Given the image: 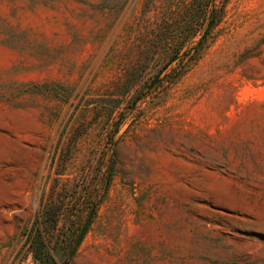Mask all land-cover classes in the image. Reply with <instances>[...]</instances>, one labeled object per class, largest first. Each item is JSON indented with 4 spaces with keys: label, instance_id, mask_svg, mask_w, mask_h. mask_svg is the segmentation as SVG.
Returning <instances> with one entry per match:
<instances>
[{
    "label": "rangeland",
    "instance_id": "obj_1",
    "mask_svg": "<svg viewBox=\"0 0 264 264\" xmlns=\"http://www.w3.org/2000/svg\"><path fill=\"white\" fill-rule=\"evenodd\" d=\"M196 5L0 0V264H264V0Z\"/></svg>",
    "mask_w": 264,
    "mask_h": 264
},
{
    "label": "trees",
    "instance_id": "obj_2",
    "mask_svg": "<svg viewBox=\"0 0 264 264\" xmlns=\"http://www.w3.org/2000/svg\"><path fill=\"white\" fill-rule=\"evenodd\" d=\"M229 0H225V5ZM197 5L193 10L194 18H196V22H200V20H204L206 18L215 19L219 15L217 0H196Z\"/></svg>",
    "mask_w": 264,
    "mask_h": 264
},
{
    "label": "water",
    "instance_id": "obj_3",
    "mask_svg": "<svg viewBox=\"0 0 264 264\" xmlns=\"http://www.w3.org/2000/svg\"><path fill=\"white\" fill-rule=\"evenodd\" d=\"M92 215L89 217V219L87 220V222L85 223V225H84V228H83V231H82V233L80 234V237H79V239H78V242H77V245L78 244H80V242L82 241V239L84 238V236H85V234H86V232H87V230H88V228H89V226H90V224H91V222H92Z\"/></svg>",
    "mask_w": 264,
    "mask_h": 264
}]
</instances>
